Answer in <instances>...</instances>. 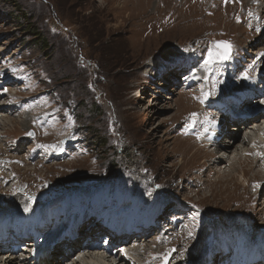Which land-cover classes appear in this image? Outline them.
<instances>
[{"label": "rangeland", "instance_id": "374dc122", "mask_svg": "<svg viewBox=\"0 0 264 264\" xmlns=\"http://www.w3.org/2000/svg\"><path fill=\"white\" fill-rule=\"evenodd\" d=\"M214 4L213 0H0V82H8L0 88L5 93L0 96V172L15 177L10 194L29 192L49 204L60 191L90 187L117 174L128 184L138 179L136 189L148 195L160 191L152 183L160 184L163 197L158 206L167 208L153 237L133 248L141 256L139 264H162L168 254L167 264H195L200 258L192 253L197 244L214 239L209 232L227 229L235 220L256 230L249 232L250 237L264 230V162L256 143L248 146L247 154L241 148L252 131L236 136L239 152L228 153L231 157L225 162L221 152L216 155L177 135L178 121L195 124L192 114L187 119L198 108L189 101L200 88L192 85L197 79L194 73L201 70L204 76L211 70L207 80L220 94L215 88L218 62L212 68L204 65L209 51H220L214 43L226 41L233 52L247 48L243 74L262 58L253 65L251 56L264 53V31L253 37L246 31L247 11L263 12L264 0H229L226 8ZM31 30L45 40V52ZM151 59L172 69L152 86L143 76ZM182 63L190 67L189 76L178 70ZM180 74L185 75L184 83L175 89L171 82L177 85ZM9 103L15 112L1 110ZM40 112L46 114L42 121L32 117ZM22 138L25 147L16 148L14 143ZM100 141L106 145L102 151L95 147ZM37 144L51 150L57 144L63 151L45 164L39 159L43 147H33ZM30 149H36L34 156ZM129 187L128 192L137 194L133 185ZM3 189L7 188L0 185ZM24 196H0V206L16 207ZM189 206H195L191 209L206 217V223L199 217L193 226L182 224L191 216ZM174 225H180L179 233ZM148 243L153 249L146 255Z\"/></svg>", "mask_w": 264, "mask_h": 264}, {"label": "bare ground", "instance_id": "6f19581e", "mask_svg": "<svg viewBox=\"0 0 264 264\" xmlns=\"http://www.w3.org/2000/svg\"><path fill=\"white\" fill-rule=\"evenodd\" d=\"M213 1H214V3H216L214 5H223L224 6L223 8L230 7V5L228 4L229 0H227V2H226V0H213ZM208 2H210V1H208ZM259 42L260 41L258 40V43ZM156 61L157 60L151 59L149 61V64L151 66H155ZM142 72L144 73L145 71H142ZM263 78H264V76H263ZM254 83H256V82H254ZM252 89L253 90L247 95V99H250L249 101H251V102L253 99H255V96H256V92L254 91L255 90L254 87ZM241 93H242V91H241ZM243 93H244V91H243ZM231 96L234 97L233 94H231ZM141 98H143V97H141ZM226 101L229 102L227 99H226ZM220 103H221V101H220ZM230 103L231 102H229L227 105H224V106H226V107H224V109H218L217 114H221L222 112L229 110ZM231 105H233V103H231ZM249 108H251V107H249ZM1 110L2 111L15 112V110L12 108V106L3 107V108H1ZM241 114L243 115L244 113H241ZM254 115H255V111L254 112L250 111L248 114H244L242 117L237 118L236 121L234 122V124L232 123L233 125L232 124L228 125V128H229L228 131H227V128L226 129L224 128L225 130H223V132H226V134H227L226 138L224 139L225 136L222 133L223 136L221 137L220 141L217 143L216 146L209 145L208 147L210 149H212L211 152L213 151L214 154H216V155H217V153H220V152L222 154H224V157L223 158L220 157V159H222L223 162H225L227 160V158L231 157V156H229V154L233 153L235 155L236 152L238 151V147L235 146V143L238 142V139L235 142L236 136L239 134H244L246 131H248V129L250 131H252V133L246 134L247 140L242 144V147H241L242 150L244 151V153L247 151L249 145L256 143L258 140H262V132L264 130V127H263L264 122L261 121L260 118L264 116V111H260L258 114L255 115L256 117L252 118ZM257 123H259V124H257ZM19 124L23 125V123L21 124V121L19 122ZM233 128H237V130H233ZM236 131L238 134H233ZM229 133H231L232 135H230ZM180 136H183V134H180ZM21 141L22 140L20 139L17 143H20ZM190 141L194 144V142L192 140H190ZM238 144H240V143H238ZM198 146H201V145L198 144ZM233 146L235 147V149L233 148ZM231 149H232V151H231ZM233 151H236V152H233ZM246 154H247V152H246ZM261 154H262V152H261ZM3 159H6V157H4ZM258 163H259V161H258ZM226 164H228V162ZM1 167L2 166H0V168ZM241 173L243 176V172H241ZM7 177L8 176L3 174V172H0V178H2L3 180H7ZM0 185H3V182H0ZM11 187H9L7 189L0 190V192H2L3 195L9 196V195H11L10 194ZM261 190H262L261 192L264 191V186L262 187ZM149 193H150V191H149ZM63 199H65V198H63ZM263 201H264V199H263ZM54 205H59V201L55 202L52 205V207ZM15 206L16 207H11V212L13 214L15 213L16 208H19L20 205L15 204ZM62 206H63L62 208H67V205L65 204L64 200H62ZM58 213H59L58 209L55 207L53 208L51 214L48 212V209L44 210V209L40 208V210L38 211L40 220L37 221V216L35 217L34 223H36L38 225V227L36 228L35 231L33 228V232H35V233L37 232V235L39 236V238H38L39 240H38L37 244L34 246V248L28 249L27 251H26L27 246H26V248H24V253H22L20 256L22 259L26 258L25 259L26 262L19 263V261L17 259L12 261V260H10V258H6L5 260H3V258L6 255H5V253H3L0 250V264H132V262H131L132 259L134 260L133 264H137L139 262V259H135V258H137L138 253L134 250L128 251V253H127L132 257V259H131L128 256L121 255L119 253V249H117L115 247L116 245L114 247H111V248H104V247L100 246V244L97 243L95 241V239L92 237L94 232L97 231V229H99V228L94 227L92 225H90L86 229H84V227H83L79 231V234L83 235V240L86 237H91V241H88L84 246H82V242L79 240L71 241L68 238H64L63 242L61 243L60 248H62L64 245H66L67 248L72 249L73 252L70 253L69 251H67V248L65 251H63V248H62V250L60 248H56V246L53 248L52 243H51V239L54 238L57 234H59L64 229V225L62 224V222H66L67 225L69 226L67 216H62L60 218V220L56 221L57 220L56 215ZM1 214H2V216H0V219H2L4 217L8 218V217H6V215H8V213H6V211H3V212L0 211V215ZM14 216H17V215H14ZM242 216H243V214H242ZM51 218L53 219L52 222H51ZM121 218H124V215H122ZM45 220L47 222H51V223H49V226L46 223H43ZM201 221H203V222L207 221L206 217H202ZM14 223H12V222L4 223V227L2 228L0 226V230L1 229H2V231L9 230L10 226L14 227V225H13ZM146 223H147V221H146ZM15 224H16V226H18L19 222L16 221ZM69 227H71V226H69ZM172 228L174 230H176V233H179L181 231L180 225H174ZM249 229H250V231H252V233L256 232V230L253 231V227L251 225L249 226ZM154 231L155 230L153 229V233H154ZM24 234H25V230H24ZM212 234H213V232L211 231L208 236H211ZM105 235H107V234H105ZM147 236H149V234H146V237ZM12 237H15V235H12ZM12 237H10V238L12 239ZM111 237L113 238V240L118 239V237H116L115 235H112ZM170 238L171 237H169V239ZM20 241L21 242H19V244L21 245V243L23 244L25 240L20 237ZM141 241H142V239H133V240H131V243H136V244L140 245ZM159 241H161L160 238H159ZM207 241H213V237L211 238V240H207ZM203 242H205V238L202 241H200L197 244L198 247L196 249H193V251H192V253H195V254H198L201 256V261L204 260V256L206 254V252H204ZM47 244H49L48 247H46ZM77 246H79V249H76V248H78ZM206 246L208 247L209 244H207ZM219 247L222 249H226V246H224V245H220ZM46 248H49L51 251L50 250L47 251ZM230 248L233 249L232 252H235L237 249L240 248V245H238V243L236 241H233L230 244ZM36 249H41V250L44 249V251L42 253H40V251H38V254H33ZM258 250H263V249L260 248ZM146 251H147L146 254H150L149 252H151L152 250L146 249ZM28 252H29V254L27 255L26 253H28ZM243 252L248 255L249 251L246 248V250H243ZM261 252H264V251H261ZM9 253L12 254V251H10ZM222 254H224V252ZM57 255H60V256L55 257ZM214 258H215V254L212 255V260H214ZM189 259H191V258H189ZM75 261H76V263H75ZM199 263H200V259L197 260V264H199ZM229 264H230V262H229ZM260 264H262V263H260Z\"/></svg>", "mask_w": 264, "mask_h": 264}, {"label": "snow or ice", "instance_id": "6c2138e0", "mask_svg": "<svg viewBox=\"0 0 264 264\" xmlns=\"http://www.w3.org/2000/svg\"><path fill=\"white\" fill-rule=\"evenodd\" d=\"M227 2V0H226ZM219 45L223 46L224 51L223 52H217V53H213L212 51L208 52V58L204 60V65L205 66H211L212 64L216 63V62H223L226 60L231 59V45L226 42V41H221V42H217ZM261 56H264V53L260 54ZM255 62H253L254 65ZM244 78H248L247 73L244 74ZM4 92H7V89H3ZM193 116H195L196 114H192ZM29 135H32V133H29ZM159 187V186H157ZM25 211H28V208H25ZM198 215V213H197ZM192 233L189 232V236H191Z\"/></svg>", "mask_w": 264, "mask_h": 264}, {"label": "trees", "instance_id": "16d2710c", "mask_svg": "<svg viewBox=\"0 0 264 264\" xmlns=\"http://www.w3.org/2000/svg\"><path fill=\"white\" fill-rule=\"evenodd\" d=\"M30 35H32L33 37H34V39H38V40H41L39 37H36V33H34L33 32V30H31L30 31ZM45 42V40H41V44L39 45L40 46V48H42L43 49V51L45 52L46 51V47H42V45H44L43 43ZM45 55H47V54H45ZM105 142H96V144H95V147L99 150V151H102V150H104V148H105ZM104 153H105V151H103Z\"/></svg>", "mask_w": 264, "mask_h": 264}]
</instances>
